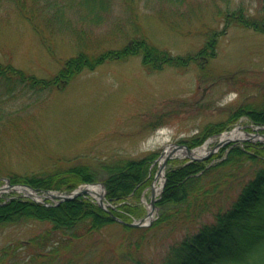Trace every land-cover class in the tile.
I'll return each mask as SVG.
<instances>
[{"label":"trees","instance_id":"16d2710c","mask_svg":"<svg viewBox=\"0 0 264 264\" xmlns=\"http://www.w3.org/2000/svg\"><path fill=\"white\" fill-rule=\"evenodd\" d=\"M124 1L133 8V0ZM257 1L261 5L253 13L242 2L233 9H224L221 12L224 28L238 25L264 32V0ZM13 2L18 17L30 23L39 43L50 55H56L54 45L57 31L63 30L61 27L76 34V47H72L76 51L46 77L11 62H0V96L15 90H33L50 96L54 90L64 89L83 71L130 56H140L141 64L150 71L164 67L184 70L198 63L202 56H210L218 36L224 32L206 28L199 50L173 54L148 39L134 10H131L128 28L126 24L120 28L119 21L106 34H95L93 27L104 21L113 0ZM160 2L169 4L167 14L178 12L186 5V0ZM200 2L196 1L199 5ZM70 11L79 13L86 21L85 26L75 25L67 16ZM137 25L139 31L130 28ZM3 102L0 99V175L6 174L12 183L24 182L38 190L69 191L81 183L99 180L104 185V200L111 205L113 215L131 221L143 214L140 199L152 182L157 151L138 158L110 156L94 165L76 162L48 165L45 170L36 172L18 171L12 162L2 158L11 154L8 140L14 141L11 145L16 147L15 140L23 134L22 125L28 124V120L7 112ZM244 115L253 124L264 125V92L256 104L240 103L225 120L205 124L183 144L188 148L198 146L229 129ZM34 121L36 117L31 113L30 122ZM214 158L216 160L212 161ZM155 204L158 214L151 224L135 227L117 222L109 211L84 195L49 205L28 198L3 196L0 198V228L37 225L39 231L26 241L16 240L2 246L0 264L10 263L20 245L28 246L32 253L25 264H110L114 256L115 261L124 262L128 257L126 264H264V143L230 142L199 160L169 159L164 185ZM111 225L120 228L116 231L120 241L112 248L103 233H107ZM159 240L166 241L159 259L148 260L145 251Z\"/></svg>","mask_w":264,"mask_h":264},{"label":"rangeland","instance_id":"374dc122","mask_svg":"<svg viewBox=\"0 0 264 264\" xmlns=\"http://www.w3.org/2000/svg\"><path fill=\"white\" fill-rule=\"evenodd\" d=\"M193 1L186 0L178 12L167 14L169 4L162 5L160 0H133L132 9L124 0H113L104 21L91 30L97 35L106 34L119 21L120 28L125 24L128 28L131 10H134L148 39L173 54L199 50L206 28L224 30L210 56H202L198 63L184 70L164 67L157 71L145 69L140 56H130L83 71L64 89L54 90L50 96L33 90L3 94L0 99L7 112L27 119L28 124L22 125L24 131L15 140L16 147L11 145L14 141L8 140L13 152L2 159L12 162L18 171L36 172L53 164L94 165L110 156L138 158L151 151H157L158 158L167 145L183 144L205 124L225 120L240 103L260 101L264 92V32L238 25L224 28L221 13L240 2L253 13L261 5L259 1L199 0L200 5L196 3L198 0ZM16 12L13 0H0V62H11L37 76H50L62 66L65 57L76 51L72 49L73 45L76 47V34L61 27L63 30L57 31L54 45L56 55H50L39 43L30 23ZM67 16L75 25L85 26L86 21L79 13L70 11ZM130 28L140 30L138 25ZM31 113L36 117L32 123ZM251 124L244 115L229 130L238 127L241 132L251 131ZM219 137L208 139L204 148H213ZM227 143L230 142L220 148ZM171 159L180 162L187 158L179 155ZM151 185L141 196L144 212L140 217L145 215ZM7 192H0V196L16 194ZM117 230H120L117 225H111L107 233L103 232L110 248L120 241ZM37 231V225L0 228V249L16 240L26 241ZM165 244L161 240L152 244L145 251L146 258L158 260ZM31 254L28 246L20 245L7 264H25ZM116 258L110 264H126L130 260L127 257L125 262L115 261Z\"/></svg>","mask_w":264,"mask_h":264},{"label":"water","instance_id":"95a60500","mask_svg":"<svg viewBox=\"0 0 264 264\" xmlns=\"http://www.w3.org/2000/svg\"><path fill=\"white\" fill-rule=\"evenodd\" d=\"M259 128V127H257ZM263 128V126H262ZM233 132L235 133H241L237 128L233 129L232 130ZM245 134H248V135H254V136H261V137H264V134H261L259 133L258 131H245L244 132ZM222 134V133H221ZM230 140H233V139H224V140H220L216 146L214 147V149H209V150H205L203 149L202 151H200L198 154L196 155H193L191 154L192 151H194L195 149L194 148H187L185 147L184 145L182 144H179V143H171L169 145H167L160 153V156H159V164H158V167H157V170H156V175L154 176L153 178V183L151 185V192H150V199H149V203L147 204V210H146V215L143 217V218H140V219H137V220H134V221H131V222H126V221H123L121 220L120 218H118L117 216H114V218L121 222V223H124V224H127L129 226H146V225H149L150 222L153 220V208H155V199H156V193L154 191V182L156 181L157 179V176L160 175L161 177V182L159 183L158 187H159V191H161V189L163 188V185H164V172H160L161 170L164 171V168L166 166V163H167V160L171 157H175V153L177 151H184V156L188 157L190 160H196V159H200L203 157V154L206 153V152H212L213 150L217 149L219 146H221L222 144H224L226 141H230ZM264 141V140H263ZM167 150H169L168 152H166ZM4 184L0 186V190H3L5 188V186L9 187V188H14V189H21V190H24L27 195L36 200V201H39V202H43V198H56L57 199V202L59 201H62V200H66V199H70V198H73L74 196H77V195H80V194H83V193H87L91 196H93L98 205L101 206L102 208L107 209L106 205L103 203L102 201V197H103V193L104 191L101 190L100 194L98 195H95L91 188H90V184H86V186L84 188H77L69 193H57V192H53L51 190H43V192L41 194H37L35 189L33 187H31L30 185L28 184H21V183H13L11 184L9 182V180L7 178H4ZM37 197H40V199H37Z\"/></svg>","mask_w":264,"mask_h":264},{"label":"bare ground","instance_id":"6f19581e","mask_svg":"<svg viewBox=\"0 0 264 264\" xmlns=\"http://www.w3.org/2000/svg\"><path fill=\"white\" fill-rule=\"evenodd\" d=\"M245 136H247V135L236 134L235 132L231 131V132H225V133H223V134L221 135L220 139H221V140H224V139H240V140H241V139H244ZM247 137H249V136H247ZM202 150H203V148H200V149H198V150H194V151L191 152V154L196 155V154H198V153H199L200 151H202ZM168 151H169V150H167L166 152H168ZM177 154L182 156V155H184L185 153H184V151H178ZM160 172L162 173L163 170H161ZM158 178H159V181L156 182V183L154 184V186H153L155 193L158 192V190H159L158 185H159V183L161 182V177H160V175H158Z\"/></svg>","mask_w":264,"mask_h":264}]
</instances>
